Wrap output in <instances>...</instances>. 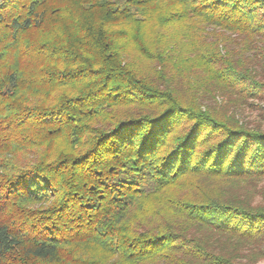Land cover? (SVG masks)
Segmentation results:
<instances>
[{"label": "trees", "instance_id": "trees-1", "mask_svg": "<svg viewBox=\"0 0 264 264\" xmlns=\"http://www.w3.org/2000/svg\"><path fill=\"white\" fill-rule=\"evenodd\" d=\"M263 62L264 0H2L0 264H254Z\"/></svg>", "mask_w": 264, "mask_h": 264}, {"label": "rangeland", "instance_id": "rangeland-1", "mask_svg": "<svg viewBox=\"0 0 264 264\" xmlns=\"http://www.w3.org/2000/svg\"><path fill=\"white\" fill-rule=\"evenodd\" d=\"M2 0H0L1 2ZM264 63V62H263ZM262 64V62H261ZM264 66V65H263ZM262 66L258 65V68L261 69ZM264 69V67L262 68ZM252 105L246 106L243 109V115L245 118L252 124V125H261L262 128L264 129V96L263 97H258L255 99H250L249 100ZM259 187H262L261 189H264V182L260 184ZM260 197V196H258ZM260 200L259 198L256 200ZM264 246V245H263ZM254 264H264V256H258Z\"/></svg>", "mask_w": 264, "mask_h": 264}]
</instances>
